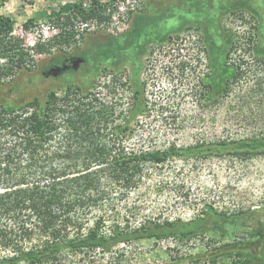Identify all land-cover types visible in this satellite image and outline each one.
<instances>
[{"label":"rangeland","instance_id":"374dc122","mask_svg":"<svg viewBox=\"0 0 264 264\" xmlns=\"http://www.w3.org/2000/svg\"><path fill=\"white\" fill-rule=\"evenodd\" d=\"M0 16L14 23L31 70L8 79L16 92L6 84L0 101L20 104L74 85L116 102L117 119L132 104V91L122 84L137 81L145 114L126 143L130 149L164 152L245 141L264 149V53H258L264 51V0H0ZM224 55L235 76L225 92L208 100L216 69L223 84ZM68 58L81 59L76 72L32 85ZM259 153L147 163L127 199L114 197L93 210L95 216L106 213L103 232L109 233L114 221L134 229L146 221L205 218L209 229L207 211L213 209L235 215L218 227L231 238L208 230L185 243L151 240L121 244L110 253L65 252L50 264H231V257L213 261L216 247L231 241L256 253L264 246L251 238L254 230L264 233V152ZM10 253L0 248V257Z\"/></svg>","mask_w":264,"mask_h":264},{"label":"trees","instance_id":"16d2710c","mask_svg":"<svg viewBox=\"0 0 264 264\" xmlns=\"http://www.w3.org/2000/svg\"><path fill=\"white\" fill-rule=\"evenodd\" d=\"M92 14L98 16L95 9ZM13 33L14 23L0 16V60H5V65L0 63V88L8 84L9 92L16 89L6 83L8 79L13 80L24 70L31 71L22 50L23 41ZM258 53H264L262 48ZM80 63L68 58L61 66L37 75L32 85L37 80L76 72ZM223 65L226 74L221 90L225 92L235 72L231 77L226 55ZM216 85L214 78L208 100L215 99ZM122 87L131 89L132 104L126 113L122 112L123 118L120 115L117 119L116 102L101 100L91 90L74 85L51 90L43 99L33 96L20 104L0 101V248L11 250L10 255L0 257V264H50L65 252L110 253L121 244L151 240L185 243L208 230L221 238H231L218 227L232 223L235 215L213 209L207 211L212 220L209 229L208 219L197 218L189 222L146 221L134 229L114 221L110 232H103L107 215L95 216L93 210L103 208L114 197L127 199L141 183L147 163L161 164L179 156L232 152L251 156L264 152L263 146L246 141L164 152L130 149L126 143L132 139L138 117L145 114V104L137 81H126ZM90 216H94L92 222ZM251 238L261 243L264 233L254 230ZM215 250L213 261L231 257V264H264V246L255 253L231 241Z\"/></svg>","mask_w":264,"mask_h":264},{"label":"flooded vegetation","instance_id":"af4514ba","mask_svg":"<svg viewBox=\"0 0 264 264\" xmlns=\"http://www.w3.org/2000/svg\"><path fill=\"white\" fill-rule=\"evenodd\" d=\"M77 60L81 61V59H79V58H77ZM218 72H220V71H216L215 76H214V78L216 79V82H217L216 90H215V97H217V95H219L221 93V85H218V83L220 82V80L218 79L220 73H218Z\"/></svg>","mask_w":264,"mask_h":264},{"label":"built area","instance_id":"2783aa9c","mask_svg":"<svg viewBox=\"0 0 264 264\" xmlns=\"http://www.w3.org/2000/svg\"><path fill=\"white\" fill-rule=\"evenodd\" d=\"M120 9H124V6H121Z\"/></svg>","mask_w":264,"mask_h":264}]
</instances>
